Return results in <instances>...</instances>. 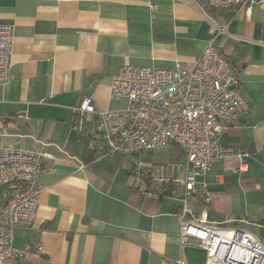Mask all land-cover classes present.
Returning <instances> with one entry per match:
<instances>
[{"label":"crops","instance_id":"1","mask_svg":"<svg viewBox=\"0 0 264 264\" xmlns=\"http://www.w3.org/2000/svg\"><path fill=\"white\" fill-rule=\"evenodd\" d=\"M0 25L13 29L10 79L0 87V147L44 155L33 226L13 233L15 247L40 242L42 253L2 264H205L201 248L180 245V202L145 199L144 184L131 188L136 161L184 164L181 149H159L166 155L149 162L145 153L102 155L73 129L72 109L87 97L97 111L122 109L110 95L121 66L187 72L221 25L226 34L216 50L248 110L220 142L246 153L247 170L237 172V158L213 164L209 205L196 197L187 206L264 245V4L214 10L202 0H0Z\"/></svg>","mask_w":264,"mask_h":264},{"label":"built area","instance_id":"2","mask_svg":"<svg viewBox=\"0 0 264 264\" xmlns=\"http://www.w3.org/2000/svg\"><path fill=\"white\" fill-rule=\"evenodd\" d=\"M209 9L250 10L264 0H202ZM226 26H213L211 37L187 72L123 65L110 86L112 98L124 102L116 111H97L90 98L72 109L73 129L81 139L91 138L102 155L139 157L169 145L185 155V163L143 165L130 171L131 188L142 184L145 199L164 195L180 202L181 247L196 245L205 252V264H264V245L252 233L223 227L207 218L206 210L194 214L187 206L198 198L205 208L211 201L206 176L215 163L237 158L238 173L247 170L246 153L221 145L220 137L248 107L240 94L234 71L216 50ZM13 29L0 25V87L10 79ZM97 122L89 127L88 121ZM3 121L0 120V128ZM44 155L23 148L0 147V188L10 186L11 198L0 204V264L7 258L26 259L42 253L40 242L17 248L16 229H30L38 208V185ZM174 264H185L180 258Z\"/></svg>","mask_w":264,"mask_h":264},{"label":"trees","instance_id":"3","mask_svg":"<svg viewBox=\"0 0 264 264\" xmlns=\"http://www.w3.org/2000/svg\"><path fill=\"white\" fill-rule=\"evenodd\" d=\"M13 190L10 186L6 185L0 188V204H5L11 198Z\"/></svg>","mask_w":264,"mask_h":264},{"label":"rangeland","instance_id":"4","mask_svg":"<svg viewBox=\"0 0 264 264\" xmlns=\"http://www.w3.org/2000/svg\"><path fill=\"white\" fill-rule=\"evenodd\" d=\"M158 155H161V156H165L166 155V150H160V151H157L155 153H145L144 154V157L146 158L147 162H149V160L153 157H156ZM142 164V163H141Z\"/></svg>","mask_w":264,"mask_h":264}]
</instances>
